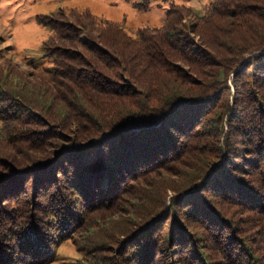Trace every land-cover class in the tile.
Here are the masks:
<instances>
[{"label":"trees","instance_id":"1","mask_svg":"<svg viewBox=\"0 0 264 264\" xmlns=\"http://www.w3.org/2000/svg\"><path fill=\"white\" fill-rule=\"evenodd\" d=\"M149 2L139 0L136 5L144 7ZM70 9L62 13L64 18L69 16L63 21L58 20L59 11L49 15L48 21H40L55 36L43 45L51 66L30 65L39 72L30 82L33 91L7 81L0 70V247L10 248L0 256L19 258L22 250H29L32 264L51 262L61 242L77 232L100 229L98 221H93L94 212L104 215L110 211L105 217L95 216L97 220L124 213V204L137 195L138 185H147L150 178L160 175L159 170L170 177L167 162L184 164L186 158L188 164L195 163L187 157L197 164L191 166L193 170L183 167L190 175L178 190L169 189L179 192L195 187L198 193L188 197L201 199L209 210L210 224H219L223 232L230 227L236 230L230 224L231 212L224 215L211 207L208 197L200 195V185L196 187L211 170V183L229 195L227 210L235 207L245 217L251 213L249 220L263 242L264 0H208L201 15L188 5L170 2L159 24L145 22L135 31L118 20L96 18L89 10L72 15L76 11ZM64 43L79 44L87 52L65 48ZM23 105L45 113L47 121L37 113L23 112ZM243 112L248 126L237 120L229 131L231 118L240 119ZM203 120L211 129V139L221 145L214 142L210 151L199 132ZM43 122L59 129L40 138L39 124ZM228 132L250 140L245 153L235 155L243 166L229 161V169L217 162L224 155L222 144L228 143ZM54 161H64V167L58 165L57 175L42 179L39 174ZM244 172L250 176H242ZM22 174L39 175L40 201L17 196L19 189L24 193ZM7 183L10 186L4 187ZM154 194L143 191L136 196H142L140 202L151 207L149 213L139 216L144 220L141 223L151 222L161 209L164 197L156 193L154 203ZM197 207L189 204L186 216H192L194 226H201L206 220ZM109 230L117 231L114 226ZM247 234L242 237L246 255L241 254L236 263L264 264V245H253L250 232ZM93 236L101 244L104 231ZM88 242L83 245L89 247ZM41 255L45 256L40 262ZM202 259L209 257L203 255ZM151 262L155 264L154 257Z\"/></svg>","mask_w":264,"mask_h":264},{"label":"rangeland","instance_id":"2","mask_svg":"<svg viewBox=\"0 0 264 264\" xmlns=\"http://www.w3.org/2000/svg\"><path fill=\"white\" fill-rule=\"evenodd\" d=\"M137 1L139 0H0V70L7 77V81L16 83L21 89L24 87L26 92L33 91L31 83L35 80V73L39 75V72H35L33 66L35 65L37 68L51 66V57L43 54L45 53L43 45L55 36L53 29L48 28L45 22L40 21H48L49 15H53L58 11V16H61L62 13L65 14L71 10L70 8L76 11L72 12V15L75 13L81 15V13L85 12L84 10H89L94 16L96 15V18L118 20L127 30L135 31L145 22H150V24L153 25L159 24L165 14V8L170 2L188 5L193 10V13L197 15L204 13L208 2V0H150L147 6L143 7L137 6ZM66 18H69V16L64 18L63 15L59 17L58 20L63 21V19ZM197 39L198 37H196V40ZM63 46L65 48L70 47L76 49L82 53L87 52L85 48L79 44H73L72 46L64 43ZM231 90V95L233 96L234 90L233 88H231ZM34 93L35 92H32V94ZM231 99L232 97L230 101ZM22 110L23 112L26 111L28 114L37 113V115L43 117V120L47 121L45 113L43 112L27 108L24 105ZM243 116L244 117L240 119L237 117L231 118V126L229 127L232 129L229 131H233L234 126L232 125L236 124L238 121L241 126H248V119L245 118V113ZM45 123L46 122L39 124L40 138H42L45 133H52L51 131L53 129L55 131L57 128L59 129L55 124L49 123V125H44ZM204 123L205 124L199 129V132L201 134L202 143L206 147V151H210V149H214L212 145H214L216 141L211 139V129L209 125L205 121ZM2 126L3 123L0 120V136L2 133ZM224 129L226 130V126ZM60 131L69 133L67 129L60 128ZM228 133V143L222 144L224 155L217 162L220 166H228L229 169L231 168L229 161H231L232 165L241 163L239 166H243L244 162H241L240 159H236L235 155L240 157L239 155L245 153V147L249 145L250 140L244 137L246 140L244 141L242 138L243 136L239 134L233 135L230 132ZM223 138L224 137L221 138V141H223ZM49 140L52 141V138H49ZM215 144V146H221L220 142H216ZM232 151L234 154H232ZM169 159L168 157L167 160ZM185 159H183L184 164L167 162V167L170 164V177L159 170L160 175L152 177V179L150 178V182L147 185H138L137 195L139 192L142 193L143 191L148 195L155 193L153 195L154 203H156V193L164 197L161 209L153 216L154 218L151 222L141 223L143 219L139 218V216H145L146 213L150 212V205L146 201L140 202L142 196L137 198V195L131 196L130 203H128V205L126 203L124 204V213L115 212L105 220H97L95 216L102 214V217H105L110 211L104 215V212H100L98 215L96 214L98 212H94L93 221H98L96 225L99 226L100 229L90 231L87 229L82 233L77 232L73 238L64 240L54 250L53 256H51L52 261L45 264H98L100 260L103 264H153L151 262L153 257L155 258V264H202V262L205 264H237L236 262L239 260V256L243 253L246 255L242 247V237L245 235L247 238V235L249 236V234H247L248 231L250 232V241L253 245H264V241L262 242L263 236L258 234V231L255 230L253 224H251L249 220L251 213L247 212V216L245 217L244 214L237 213L236 211L238 210H236L235 207L227 210V201L230 200L229 195L223 194V191L218 190L217 183L215 185L211 183V170H209V174L207 173V177L202 179V182H197L196 187L200 185L199 193L200 195L203 194L208 197L209 201H211V207L216 206L218 209H221L224 215L230 214H227V211L231 212L233 222H230V224L234 223L236 230L230 227L226 228L228 230L223 232L219 230V224H210L212 222L208 219L209 210L206 206L204 207V203L201 202V199L194 195L188 197L190 193H198L197 190L195 191V187H191L189 190H187L188 188H181L179 192H174V190L169 189V187H175L178 190L183 181L186 180V177L190 175V172L185 171L183 167H190V169L193 170L197 164V162L190 157H187V159L193 160L195 162L194 164L191 161H189L188 164ZM248 159H250V157ZM64 164V161L56 163L54 161V164L50 163L43 168L46 169V172H41L42 174L39 175H41L42 179L43 177L49 176L51 173L57 175L58 165L64 167ZM50 165H55L56 167L51 168ZM211 167L214 166L210 165V168ZM252 170L250 169L247 171L250 173ZM247 173L244 172L242 176L249 177L250 175L248 176ZM58 174L60 175V173ZM39 175L36 177V175L29 176L24 174L20 186H25L23 189L24 193H21L19 189L16 191L17 196L29 199L33 197L35 201H40L43 195L39 193L38 190L42 186V184H40ZM229 180L232 184L235 182L232 178ZM157 184L163 188L162 193L160 187L154 188ZM133 185H137V183L134 182ZM3 186L8 187L10 185L7 183V185L4 184ZM4 187L3 189H5ZM34 187L37 190H34ZM179 196L185 198H179ZM174 197H178V201L180 202L172 201ZM145 199L148 201L150 198L148 199L147 197ZM30 203L31 202H29V204ZM149 203H151V201H149ZM235 203L237 202L235 201ZM189 204L191 206H198L196 209L202 213L203 219L206 220V223L205 221L204 223L208 224L207 226L205 224L194 226L195 224L193 223L195 221L192 222V220H194L192 216H186ZM36 206V204L33 205L34 208ZM241 211L245 212L242 208ZM236 217H240L241 221L235 219ZM117 225L119 228H117ZM112 226H114L117 231H110L109 228H112ZM101 227H103V229H101ZM125 229H128L129 232L122 235L120 232H123ZM98 231H104L103 241L105 243L102 241V243L99 244L100 242H94L93 239H91L95 237L93 235ZM262 235H264V233H262ZM85 241H89V247L83 245ZM136 242L140 245H137ZM131 243L132 245H130ZM202 247H204V249H201ZM8 249L10 248L0 247V253H6ZM136 251H139L137 255L135 254ZM28 252L29 250H22L21 257L16 258L11 256L8 259H6V254H2L0 256V264H32L33 261L31 257H28ZM129 253L130 256H128V258L127 254ZM203 255L209 257V259H202ZM43 256L45 255H41L39 259L40 262L43 261ZM134 257L136 259H134ZM143 258H146V260Z\"/></svg>","mask_w":264,"mask_h":264}]
</instances>
